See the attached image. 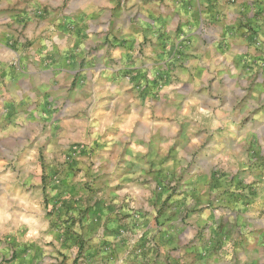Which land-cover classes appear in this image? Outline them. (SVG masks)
Returning <instances> with one entry per match:
<instances>
[{"label": "crops", "instance_id": "1", "mask_svg": "<svg viewBox=\"0 0 264 264\" xmlns=\"http://www.w3.org/2000/svg\"><path fill=\"white\" fill-rule=\"evenodd\" d=\"M0 85V260L48 263L25 225L23 202H41L32 144L87 107L111 117L103 158L125 191L211 225L187 243L190 224L167 220L183 240L173 264H222L226 239L244 264H264V0H0Z\"/></svg>", "mask_w": 264, "mask_h": 264}, {"label": "rangeland", "instance_id": "2", "mask_svg": "<svg viewBox=\"0 0 264 264\" xmlns=\"http://www.w3.org/2000/svg\"><path fill=\"white\" fill-rule=\"evenodd\" d=\"M86 108L79 112L77 123L66 120L58 128L48 126L37 131L47 140L32 144L38 152L30 159L35 171L30 185L39 189L41 202H23L29 215L25 225L32 238L39 239L41 234L48 251L47 264H173L171 248L175 241L169 234L171 224L167 223L172 217L182 216L183 222L190 224L193 237L187 243L193 239L206 241L211 225L195 227L193 221L185 222L189 212L196 211L194 207L144 206L134 192L125 191L120 168L109 169L103 158L114 132L111 117L95 120ZM102 111L97 109V116ZM116 164L119 167V159ZM111 183L114 186H109ZM22 185V191L29 187L25 182ZM114 188L124 194L118 195ZM14 193L22 203L24 192ZM8 209L16 214L22 211L18 206L10 205ZM144 215L151 219L154 215V219L150 222L152 232L142 235L139 222ZM14 226L7 224L9 228ZM222 226L225 228V222ZM234 243L231 239L222 241V264H244L232 254ZM179 246H183V240L175 248ZM13 259L12 255L3 257L0 264H12Z\"/></svg>", "mask_w": 264, "mask_h": 264}]
</instances>
